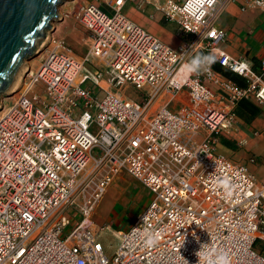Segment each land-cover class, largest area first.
I'll return each instance as SVG.
<instances>
[{"label": "built area", "instance_id": "2783aa9c", "mask_svg": "<svg viewBox=\"0 0 264 264\" xmlns=\"http://www.w3.org/2000/svg\"><path fill=\"white\" fill-rule=\"evenodd\" d=\"M229 1L164 0L175 49L128 20L125 0L80 7L82 57L50 38L0 116V264H198L202 244L231 264H264V184L215 153L239 102L264 105V59L256 71L219 49ZM248 4L264 11V0ZM197 53L216 56L210 70L186 69ZM122 173L151 199L106 253L90 216ZM147 233L156 246H144Z\"/></svg>", "mask_w": 264, "mask_h": 264}, {"label": "crops", "instance_id": "0c3cea01", "mask_svg": "<svg viewBox=\"0 0 264 264\" xmlns=\"http://www.w3.org/2000/svg\"><path fill=\"white\" fill-rule=\"evenodd\" d=\"M81 2V6L97 3L106 9V6L98 3V0H81ZM163 2L164 0H125L121 12L128 20L175 49L182 42V37L177 25L167 20L159 10ZM248 2L249 0L227 2L215 24L225 34L219 49L233 58L244 59L254 70L259 71L260 62L264 59V11ZM58 13H60V21L53 24V34H60L61 25L66 21V16L61 15L62 11ZM248 102L257 107L258 114L250 120L237 116V123L230 134L214 135L215 153L231 161L246 164L257 182L264 184V105L258 106ZM249 157H254L255 163L248 162ZM112 225L120 226L116 221H113Z\"/></svg>", "mask_w": 264, "mask_h": 264}, {"label": "rangeland", "instance_id": "374dc122", "mask_svg": "<svg viewBox=\"0 0 264 264\" xmlns=\"http://www.w3.org/2000/svg\"><path fill=\"white\" fill-rule=\"evenodd\" d=\"M81 4V0H69L58 7V12L62 11L61 15L66 16L65 23L61 25L62 32L60 34L47 33L46 40L41 44L40 52L25 62L26 71L29 68L34 70L37 67L40 58L49 47L51 37L64 40L71 48L75 58L83 56L86 51L87 32L77 20ZM58 15L60 16V13ZM21 85L22 76L19 86L13 89L12 93L3 95L0 98V116L2 115L3 106L8 107L15 100L16 95L21 90ZM130 92L133 95L137 93L134 89H131ZM150 199L149 192L129 175L122 173L114 180L90 216V220L94 225L102 229L101 239L106 253L114 251L117 244V233L126 230L130 226L136 216L149 204ZM113 221H116L120 226L114 227L112 225ZM68 231L69 229H66L64 235Z\"/></svg>", "mask_w": 264, "mask_h": 264}, {"label": "water", "instance_id": "95a60500", "mask_svg": "<svg viewBox=\"0 0 264 264\" xmlns=\"http://www.w3.org/2000/svg\"><path fill=\"white\" fill-rule=\"evenodd\" d=\"M65 1L0 0V98L8 94L25 62L40 52L52 24L60 21L58 7Z\"/></svg>", "mask_w": 264, "mask_h": 264}, {"label": "clouds", "instance_id": "9594fccd", "mask_svg": "<svg viewBox=\"0 0 264 264\" xmlns=\"http://www.w3.org/2000/svg\"><path fill=\"white\" fill-rule=\"evenodd\" d=\"M215 61L216 56L213 53L197 54L190 59L185 67L189 72L199 74L202 71L210 70L211 65L214 64ZM158 241L159 235L157 233H147L144 246L152 248L157 245ZM196 256L198 257V264H231L230 258L226 252L218 250L215 247H209L208 244H202L200 250L196 252ZM184 261L185 264H189L186 259H184Z\"/></svg>", "mask_w": 264, "mask_h": 264}, {"label": "trees", "instance_id": "16d2710c", "mask_svg": "<svg viewBox=\"0 0 264 264\" xmlns=\"http://www.w3.org/2000/svg\"><path fill=\"white\" fill-rule=\"evenodd\" d=\"M214 68L218 71H221L225 76H227L228 78L232 79L233 81L237 82L238 84L242 85L244 84L243 80L238 77L235 74L230 73L229 71L226 70H222L220 68V66L218 65H214ZM258 109L257 107L251 105L248 101H241L237 104L236 109H235V113L237 116L242 117L245 120H250L253 117H255L258 114Z\"/></svg>", "mask_w": 264, "mask_h": 264}, {"label": "bare ground", "instance_id": "6f19581e", "mask_svg": "<svg viewBox=\"0 0 264 264\" xmlns=\"http://www.w3.org/2000/svg\"><path fill=\"white\" fill-rule=\"evenodd\" d=\"M182 70H185V68L183 67ZM25 71H26V68L23 70V72L21 73V75L19 76V78L17 79V81L14 83V85L9 89L8 94L9 93H12L13 89H15L16 87L19 86L20 78H21V76H23V74L25 73Z\"/></svg>", "mask_w": 264, "mask_h": 264}]
</instances>
